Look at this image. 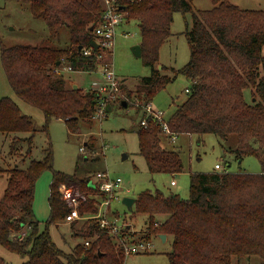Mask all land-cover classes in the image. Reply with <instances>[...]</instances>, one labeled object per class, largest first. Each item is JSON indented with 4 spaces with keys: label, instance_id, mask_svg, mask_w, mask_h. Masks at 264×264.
<instances>
[{
    "label": "trees",
    "instance_id": "obj_1",
    "mask_svg": "<svg viewBox=\"0 0 264 264\" xmlns=\"http://www.w3.org/2000/svg\"><path fill=\"white\" fill-rule=\"evenodd\" d=\"M22 1L30 4L34 17L46 22L51 35L65 27L69 45L2 44L1 58L8 80L20 98L42 109L48 136L49 124L55 117L66 119L69 128L76 130L80 122L92 120L97 95L81 86L67 87L62 67L97 69L95 52L84 56L79 45H91L92 26L102 15V0ZM212 1L213 7L198 11L192 0H131L127 4L128 16L140 28L143 62L151 67L150 74L137 86V99L152 101L178 72L184 73L191 83L187 97L168 118L171 130L177 135L211 132L226 137L235 133L232 151L236 157L254 154L261 168L256 172H191L188 197L146 189L137 195L133 209L147 215L146 229L150 233L172 236L167 253L169 264H232L234 255H257L264 264V74L260 69V64L264 69V10L241 8L225 0ZM177 10L191 14L185 30L190 59L171 75L157 65L159 48L172 32ZM122 86L132 103L135 95L125 84ZM246 88L251 89L249 100ZM37 130L34 119L22 111L17 101L0 96V132L16 133L18 139L31 145ZM18 132L29 134L20 136ZM136 132L139 151L150 171L176 173L184 169L180 151L163 143L164 135L169 136L159 121L148 117L147 124H139ZM53 162L50 143L45 156L32 159L26 168L5 169L0 165V174L7 175L0 199V243L25 258L19 264H123V246L117 245L92 216L84 218L78 227L71 221L73 232L84 239L71 252L55 243L49 223L64 221L71 210L59 185L74 180L84 193L98 189L89 185L87 177L54 169ZM46 168L53 170L50 216L41 227L34 210L35 186ZM98 192L101 199L105 198V193ZM99 201L92 192L81 201L79 211L94 215ZM23 228L26 231L21 234ZM124 229L131 231L127 226ZM86 239L89 245H85ZM0 264H4L2 256Z\"/></svg>",
    "mask_w": 264,
    "mask_h": 264
},
{
    "label": "rangeland",
    "instance_id": "obj_2",
    "mask_svg": "<svg viewBox=\"0 0 264 264\" xmlns=\"http://www.w3.org/2000/svg\"><path fill=\"white\" fill-rule=\"evenodd\" d=\"M225 1L237 4L241 8L264 10V0ZM192 4L197 11L211 8L214 5L212 0H192ZM189 21H191L189 12L184 13L181 10L174 12L172 32L159 48L157 67L162 69L163 73L174 75L176 70L189 61L190 47L185 32ZM126 30L130 31L129 35H124L123 32ZM68 37L65 27H62L59 33L51 35L46 22L42 18L32 15L28 2L0 0V96L12 97L18 102L22 111L30 115L38 126L31 145L26 140L18 139L16 133L0 132V165L5 169L16 166L26 168L32 159L44 157L51 143L54 169L80 178L87 177L89 185L93 181L99 185L98 172L109 171L113 177L121 176L123 189L115 191L110 208L106 213L110 218L117 216L119 220L130 224L131 231L127 235L128 242L150 240L152 243L148 249H141L129 254L124 252L123 264H169L167 253L172 246V236L169 235L166 240H163L160 234L150 233L146 229L147 215L134 210L135 203L133 208L129 209L122 201L123 196L137 197L142 190L156 191L160 189L165 194L178 193L182 197H188L191 172L225 169L256 172L260 170L261 162L254 154L244 155L242 158L236 157L232 151L237 139L235 133L224 137L211 132L203 134L185 132L179 134L175 140H171L165 135L163 137V143L166 146L180 151L184 169L176 173L149 170L144 155L139 151L136 128L141 124L145 112L136 104L139 97L136 89L142 78L150 74L151 67L145 65L143 57L136 55L132 50L135 44L140 43L141 32L137 21L128 16V10L125 11V17L120 23L115 38L113 67L118 76L123 79V84L132 91L133 96L137 97L134 96L133 102L130 103L127 91L123 90L121 97L113 103L107 116L103 118L92 116L91 121L80 122L76 130L69 128L66 119L55 117L49 124L50 136H48L43 128L45 115L42 109L20 98L10 84L2 63L1 45L47 43L58 47H67L69 45ZM65 67H62V71L67 87L77 83L86 91L91 82L98 77L94 71L71 70ZM260 69L261 74H264L261 64ZM190 83L191 80L184 73L178 72L174 79L167 82L154 95L153 106L163 110L164 117L168 120L178 105L187 97ZM244 93L249 100L251 89L246 88ZM122 100L126 101L127 106L120 104ZM28 134V132H18L20 136ZM83 145L85 146L84 150L81 148ZM28 146H30V151ZM216 163H220L221 167L217 168ZM52 177V168H46L36 181L34 208L37 218L41 221V227H45L50 216L49 194ZM173 178L176 180L175 184L171 183ZM63 183L59 185V190ZM65 184L72 188L78 196L82 194L86 196L85 198L80 197L79 204L92 192L101 199L98 195L100 190H91L92 192L88 194L84 193L74 180ZM6 185L7 175L4 172L0 174V199ZM105 195V198H108L110 194L106 192ZM65 201L67 202V200ZM67 204L69 203L67 202ZM87 217L88 215L83 214L79 220L72 221V224L76 223V227H78L81 221ZM25 231V228L21 229V234ZM49 231L55 243L65 252H71L77 242L84 240L73 232L71 222L66 219L58 223L50 222ZM108 234L112 236L117 245H122L117 236ZM0 256L4 258V264H19L25 260L20 253L1 243ZM261 261L257 255L249 257L234 255L232 264H261Z\"/></svg>",
    "mask_w": 264,
    "mask_h": 264
},
{
    "label": "built area",
    "instance_id": "obj_3",
    "mask_svg": "<svg viewBox=\"0 0 264 264\" xmlns=\"http://www.w3.org/2000/svg\"><path fill=\"white\" fill-rule=\"evenodd\" d=\"M131 0H102L103 10L101 19L94 25L93 32L94 38L99 46L94 48L92 45L83 46L81 53L84 56L91 55L93 52V57L97 62V69L85 70L88 72H96L97 78H95L88 89L97 95V106L94 112V117L103 118L108 115L109 107H112L115 101L121 97L123 92V79L118 76L116 70L113 67V49L115 46V38L118 33L120 23L125 17V11H127V4ZM124 35H129L130 31H124ZM97 49V51H95ZM69 68V67H65ZM83 71V70H82ZM136 104L140 106L145 114L141 119V124L146 125L148 117H151L161 123L163 131L168 134L171 140L177 138L176 132L172 131L168 120L164 117V111L161 109H156L152 101L144 103L139 99L136 100ZM84 150L85 146H81ZM217 168L221 167L220 163H216ZM99 185L97 182H92V186L97 187L101 192L109 193L108 198L100 199L98 203L99 211L94 215H88L98 219L100 226L105 229L110 234L117 236L119 242L122 244L124 252L129 254L131 252L139 251L141 249H148L152 246L150 240H138L134 242L127 241L128 232L124 227H129L126 221L119 220V217L110 218L107 215V211L110 208L112 197L115 195L116 190L123 189L122 187V177H113L109 171L98 172ZM175 179L171 180L174 184ZM60 187L62 197L67 200L71 206L70 212L66 215L67 221H73L75 219L81 218L82 215L79 211V201L80 197L85 198L86 196L82 194L78 196L69 188L65 183ZM117 197V195H116ZM85 244L89 245L90 240L86 239Z\"/></svg>",
    "mask_w": 264,
    "mask_h": 264
},
{
    "label": "water",
    "instance_id": "obj_4",
    "mask_svg": "<svg viewBox=\"0 0 264 264\" xmlns=\"http://www.w3.org/2000/svg\"><path fill=\"white\" fill-rule=\"evenodd\" d=\"M92 29H93V26H92ZM91 45L94 47V48H97L99 46L98 42L95 40V39H92L91 40ZM83 48V45H79V50L81 51ZM132 50L133 52L138 55V56H141L142 54V48H141V44L140 43H137L135 44L133 47H132ZM79 85L77 83H73V87L74 88H77ZM122 104L124 106H127V103L126 101H122ZM109 109H111V107H109ZM126 155V154H125ZM137 197H134V196H128V195H125L123 196L122 198V201L126 204V206L129 208V209H132L133 208V205L136 201ZM130 225V224H129ZM160 236L163 240H166V236L167 234L166 233H160Z\"/></svg>",
    "mask_w": 264,
    "mask_h": 264
},
{
    "label": "crops",
    "instance_id": "obj_5",
    "mask_svg": "<svg viewBox=\"0 0 264 264\" xmlns=\"http://www.w3.org/2000/svg\"><path fill=\"white\" fill-rule=\"evenodd\" d=\"M173 179H174V178H173ZM175 183H176V182H175ZM175 183H174V184H175ZM34 201H35V200H34ZM34 210H35V208H34ZM35 213H36V212H35ZM36 216H37V214H36ZM37 217H38V216H37ZM38 219H39V218H38ZM167 237H168V235L166 236V239H167Z\"/></svg>",
    "mask_w": 264,
    "mask_h": 264
}]
</instances>
